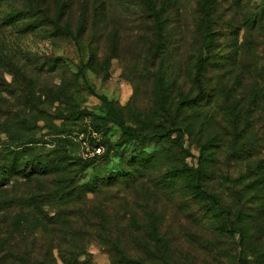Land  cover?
<instances>
[{
	"label": "rangeland",
	"instance_id": "rangeland-1",
	"mask_svg": "<svg viewBox=\"0 0 264 264\" xmlns=\"http://www.w3.org/2000/svg\"><path fill=\"white\" fill-rule=\"evenodd\" d=\"M143 1L0 0V163L15 137H32L34 159L60 156L68 165L65 172L29 181L13 176L3 188L6 191L0 192V222L8 215L5 204L20 206L28 195L41 194L45 197L35 204L43 209L42 223L48 226L39 233L43 239L55 237L63 248L64 241L71 247L78 244L82 264H112L102 238L128 239L125 227L133 221L141 226L152 215L177 240L181 264H264V224L244 237L199 235L192 219L210 228L186 189V171L202 168L204 184L222 204L233 210L243 207L245 213L259 204L248 202L252 191L243 187L251 178L249 165L264 156V125L256 122L254 134L240 139L246 159L234 155L222 94L240 82V75L247 84L246 94L256 81H264V0H153L169 16L165 29L182 32L179 44L178 38L167 35V39L172 48L178 47L174 58L181 65L186 91L192 86L191 64L201 48L196 35L201 7L209 12L213 43L206 52L203 80L213 99L200 110L215 121L218 138L212 142L209 132L196 131L189 137L180 129H169L162 108L157 109L155 67L149 65L153 53L147 41L153 24L141 16ZM82 18L86 21L79 25ZM231 91L235 97L240 93L238 87ZM100 96L121 106L126 124L138 133L167 127L168 135L122 136L108 119ZM94 142L102 150L92 155ZM142 148L158 149L160 159L138 175L128 163ZM125 171L130 174L126 180L100 183ZM171 172L175 182L161 187L158 181ZM61 179L66 180L61 190L71 192V197L59 199L58 193L49 199L43 194L59 187ZM95 183H100L97 191H83ZM57 187L54 191L60 190ZM132 232L142 235V230Z\"/></svg>",
	"mask_w": 264,
	"mask_h": 264
},
{
	"label": "trees",
	"instance_id": "trees-1",
	"mask_svg": "<svg viewBox=\"0 0 264 264\" xmlns=\"http://www.w3.org/2000/svg\"><path fill=\"white\" fill-rule=\"evenodd\" d=\"M143 2L145 5L141 16H145L153 24L152 32H150L152 37H147V41L153 53L149 65L155 67L156 78L153 84V95L157 109L162 108L165 119L169 121V129H174L173 131L180 129L189 137H192L196 131H198L197 133L209 132L208 142L216 141L218 133L213 125L215 124L213 116L202 114L200 110V105L206 107L213 99L212 93L207 91V84L203 80L208 64L206 52L210 53L213 43L212 32L209 30V12H206L204 6L201 7L200 19L198 18L196 23V35L200 38L201 48L198 49L191 64L190 83L192 86L186 91L185 80L180 79L179 75L181 65L179 60L174 58L178 47L172 48L171 42L167 39V35L170 39L178 38L175 42L179 44L182 40L180 37L182 32L180 29L174 33L172 30L165 29L169 16L163 15L162 7H158L156 1L144 0ZM81 20L82 23L80 22L79 25L86 21L84 18ZM242 78L244 76L240 75L239 83L232 87L226 86L227 91H223L222 95L227 100L225 122L229 127L228 134L232 137L233 154L246 159L248 152L244 144L239 141L248 133L254 134L253 128L256 122H260L262 127L264 125V81L261 80L262 83L256 81V84L249 87L250 91L246 94L244 92L247 89V84ZM234 87H238L240 90L236 97L232 95L231 91ZM210 89L213 90V88ZM100 98L104 101L108 119L120 128L122 136L141 139L147 135L152 139H163L168 135L167 127L152 128L138 133L131 125L126 124L121 114V106L117 105L114 100H108L105 96H100ZM72 102L75 105L76 100ZM186 109H191V112H186ZM182 115L184 116L179 121L178 117ZM125 141L123 140V142ZM12 142L15 145L10 144L12 150H5L7 154L2 157L3 163H0V189H2L0 192L6 191L3 188L9 185L11 178L16 175L29 181L35 177L40 178L48 174L66 171L68 165L63 157L56 156L46 161L34 159L33 153L30 152V147L34 142L32 137L26 139L15 137ZM201 158L205 157L201 156ZM159 159L158 149L153 148L150 152H146L142 148L137 156L129 158L128 164L134 166L133 171L138 175H143ZM253 163V166L249 165L248 167L252 171L249 175L251 178L243 188H249L252 191L249 193L248 202L258 201L259 204L250 208L248 213H245L243 207L233 210L231 206L222 204L219 195L210 192L204 184L202 168L192 172H190L191 169L186 171L187 197L192 202L198 203L210 228L207 230L192 219L195 226L199 227L197 234L238 233L240 237H244L253 228L257 231L256 228L258 229L264 224V156L253 160ZM129 175V172L126 171L119 172L115 177L109 176L105 180H101L100 183L109 184L120 178L126 180ZM174 179L176 176L171 172L165 174L158 183L160 184L161 181L160 186L168 188L171 185L170 180ZM65 181V179L59 180V187H56L60 190L54 191L56 188L54 186V189L50 188L43 194H49V199L58 193H60L59 199L65 196L71 197V192L61 190ZM53 183L54 180H52ZM100 183H95L92 187L88 186L83 191H97ZM43 188L48 187L43 186ZM240 192L238 190L237 194L239 195ZM11 197L14 199V196ZM39 197L44 198L45 195L30 194L26 197L23 205L18 206L14 203L17 208L12 204L8 203V206L5 204L8 215L5 214V220L0 222V264H82L78 261V244H73L75 246L71 247L67 241H64L66 247L63 248L61 245H57L58 241L55 240V237L43 239L44 237L39 233L40 229L46 230L48 226V224L42 223V219L45 217L43 209L35 204ZM2 206L3 204L0 202V207ZM125 228L130 231L128 239L102 238L103 240H101L103 244L108 245L112 264H181L180 260L182 259L180 252L177 251V240L169 235L167 226H163L159 218H154L152 215L141 226L133 221ZM138 230H142V235L137 236L132 232Z\"/></svg>",
	"mask_w": 264,
	"mask_h": 264
},
{
	"label": "built area",
	"instance_id": "built-area-1",
	"mask_svg": "<svg viewBox=\"0 0 264 264\" xmlns=\"http://www.w3.org/2000/svg\"><path fill=\"white\" fill-rule=\"evenodd\" d=\"M102 150L101 145L97 144L96 142L93 143L91 147V153L94 155L95 153H100Z\"/></svg>",
	"mask_w": 264,
	"mask_h": 264
}]
</instances>
